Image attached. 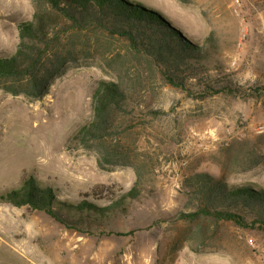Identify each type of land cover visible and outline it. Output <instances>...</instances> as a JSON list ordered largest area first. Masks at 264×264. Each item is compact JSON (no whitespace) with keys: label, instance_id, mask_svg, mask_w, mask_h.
Returning <instances> with one entry per match:
<instances>
[{"label":"rangeland","instance_id":"374dc122","mask_svg":"<svg viewBox=\"0 0 264 264\" xmlns=\"http://www.w3.org/2000/svg\"><path fill=\"white\" fill-rule=\"evenodd\" d=\"M11 1L0 4V58L15 52L19 22L34 21L37 8L52 13L46 4ZM128 1L158 11L206 55L186 57L167 26L150 28L177 46L169 60L184 63L164 62L103 29L55 26L50 36L60 32L57 49L72 59L47 94L28 99L0 88V195L31 175L64 201L101 185L112 199L133 186L139 196L83 231L0 202V264H264V225H251L249 213L235 210L243 224L182 216L199 205L185 186L195 173L264 190V0ZM166 70L184 86L171 85ZM99 80L118 82L128 96L123 153L109 161L97 144L69 142L92 117Z\"/></svg>","mask_w":264,"mask_h":264},{"label":"trees","instance_id":"16d2710c","mask_svg":"<svg viewBox=\"0 0 264 264\" xmlns=\"http://www.w3.org/2000/svg\"><path fill=\"white\" fill-rule=\"evenodd\" d=\"M34 6L48 5L52 13L37 10L34 21L17 24L19 43L9 57L0 58V88L12 95H24L28 99H40L48 92L49 85L56 77L65 73L72 59L57 49L56 39L60 32L52 35L55 26L67 22L70 29H103L111 35L118 34L141 51L161 57L164 62L184 63L169 60L177 46L160 37L161 32L151 26H167L169 34L180 38L179 51L186 57L202 58L204 49L185 39L158 11L146 8L138 2L128 0H32ZM158 32L159 36L155 33ZM180 57V54L177 55ZM169 70L165 78L174 86H184ZM128 96L122 86L112 80H99L91 94L92 117L72 136L69 142L75 146L91 148L96 144L103 148L101 158L123 153L118 144L123 134ZM117 142L113 146L106 143ZM192 202L198 201L196 211L182 214L196 218L199 215H213L218 220H231L243 224L245 211L253 216L251 225H264V190L251 185L229 186L226 182L208 173H195L185 179ZM99 191L86 194L77 202L60 200L57 190L51 186H40L33 176L23 175L21 184L0 195V202L15 207H28L42 211L67 228L83 231V227L110 219L124 207L126 198L135 199L140 189L133 186L117 199L109 188L101 185ZM108 193V195H106ZM106 195V196H103Z\"/></svg>","mask_w":264,"mask_h":264},{"label":"crops","instance_id":"0c3cea01","mask_svg":"<svg viewBox=\"0 0 264 264\" xmlns=\"http://www.w3.org/2000/svg\"><path fill=\"white\" fill-rule=\"evenodd\" d=\"M5 3V0H0V4H2V3ZM25 3H24V0H12L10 3H9V5L11 6V7H17V6H22V5H24Z\"/></svg>","mask_w":264,"mask_h":264},{"label":"built area","instance_id":"2783aa9c","mask_svg":"<svg viewBox=\"0 0 264 264\" xmlns=\"http://www.w3.org/2000/svg\"><path fill=\"white\" fill-rule=\"evenodd\" d=\"M260 130L263 131V130H264V126H261V127H260Z\"/></svg>","mask_w":264,"mask_h":264}]
</instances>
